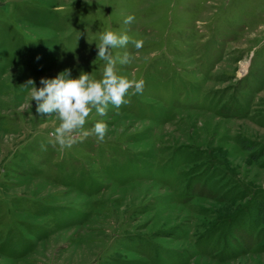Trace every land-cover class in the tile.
<instances>
[{
  "label": "rangeland",
  "instance_id": "obj_1",
  "mask_svg": "<svg viewBox=\"0 0 264 264\" xmlns=\"http://www.w3.org/2000/svg\"><path fill=\"white\" fill-rule=\"evenodd\" d=\"M105 29L143 91L61 148L25 85L101 79ZM262 202L264 0H0V264H264Z\"/></svg>",
  "mask_w": 264,
  "mask_h": 264
},
{
  "label": "clouds",
  "instance_id": "obj_2",
  "mask_svg": "<svg viewBox=\"0 0 264 264\" xmlns=\"http://www.w3.org/2000/svg\"><path fill=\"white\" fill-rule=\"evenodd\" d=\"M87 2V0H86ZM135 20L132 14L124 18V24H131ZM97 56L105 62L102 78H90L83 71L73 77L71 70L65 68L54 77H41L39 87L36 82L29 79L26 87L29 89L30 101H35V110L38 114H55L59 119L58 126L51 135L53 143L61 148H70L77 142L74 132H79V139L94 136L98 141H103L108 131V124L103 120H96L89 129L84 128L86 118L95 108L100 115H105L109 105L119 108L127 103L126 95L130 88L136 93H142L144 81L130 80L119 75L115 70L117 60L121 64L129 63V55L114 58L112 49L123 47L130 41L128 34L119 33L111 29H105L99 34ZM132 43L138 49L142 47V41L133 40ZM96 56V57H97Z\"/></svg>",
  "mask_w": 264,
  "mask_h": 264
},
{
  "label": "trees",
  "instance_id": "obj_3",
  "mask_svg": "<svg viewBox=\"0 0 264 264\" xmlns=\"http://www.w3.org/2000/svg\"><path fill=\"white\" fill-rule=\"evenodd\" d=\"M263 208H262V222L264 221V202H262Z\"/></svg>",
  "mask_w": 264,
  "mask_h": 264
}]
</instances>
